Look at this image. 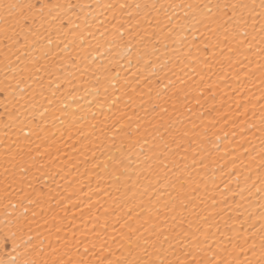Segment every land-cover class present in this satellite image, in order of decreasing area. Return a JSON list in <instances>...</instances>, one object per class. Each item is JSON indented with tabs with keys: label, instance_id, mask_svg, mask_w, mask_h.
Wrapping results in <instances>:
<instances>
[{
	"label": "snow or ice",
	"instance_id": "1",
	"mask_svg": "<svg viewBox=\"0 0 264 264\" xmlns=\"http://www.w3.org/2000/svg\"><path fill=\"white\" fill-rule=\"evenodd\" d=\"M0 264H264V0H0Z\"/></svg>",
	"mask_w": 264,
	"mask_h": 264
}]
</instances>
